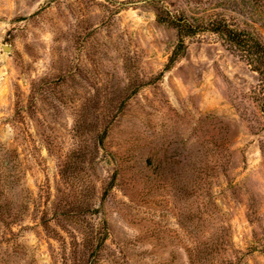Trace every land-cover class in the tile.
<instances>
[{"label": "rangeland", "instance_id": "rangeland-1", "mask_svg": "<svg viewBox=\"0 0 264 264\" xmlns=\"http://www.w3.org/2000/svg\"><path fill=\"white\" fill-rule=\"evenodd\" d=\"M159 15L264 43V0H0V264H264L259 77Z\"/></svg>", "mask_w": 264, "mask_h": 264}, {"label": "trees", "instance_id": "trees-1", "mask_svg": "<svg viewBox=\"0 0 264 264\" xmlns=\"http://www.w3.org/2000/svg\"><path fill=\"white\" fill-rule=\"evenodd\" d=\"M158 21L160 23H165L168 26L175 28L178 32L180 47L185 44V40L187 38H193L197 36L199 33L207 32L212 33L219 37L222 41L223 46L230 52L239 56L241 60H243L247 66L250 67L252 72L256 73L259 77V88L256 92V102L259 108L260 113L264 118V43L261 42L254 34L239 30L231 26L226 20H214L203 26L201 24H192L187 21H183L182 19L174 18L168 16L163 18L159 15ZM179 49H177L175 57L178 56ZM76 154L73 155V157ZM79 159V158H78ZM74 165L69 164V168ZM86 204L81 206L83 215L90 214V204L89 200L85 201ZM8 210V209H7ZM8 210V215H10ZM67 215L63 214L61 217L67 218V221L70 223H75L80 221L78 218H74L73 216L69 218ZM71 219V221H70ZM76 231V230H75ZM55 233V230H54ZM82 237V242L86 246L92 245L96 249L102 247L106 242V236L99 234L97 231L92 230L91 228H87L84 226L83 232H79ZM59 237L58 242L62 243L61 245L65 246L66 242L61 236ZM62 246V247H63Z\"/></svg>", "mask_w": 264, "mask_h": 264}, {"label": "water", "instance_id": "water-1", "mask_svg": "<svg viewBox=\"0 0 264 264\" xmlns=\"http://www.w3.org/2000/svg\"><path fill=\"white\" fill-rule=\"evenodd\" d=\"M10 50V47L5 46L4 51L8 52Z\"/></svg>", "mask_w": 264, "mask_h": 264}]
</instances>
